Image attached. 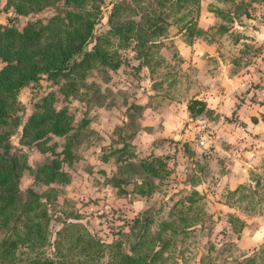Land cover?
<instances>
[{
	"label": "trees",
	"instance_id": "obj_1",
	"mask_svg": "<svg viewBox=\"0 0 264 264\" xmlns=\"http://www.w3.org/2000/svg\"><path fill=\"white\" fill-rule=\"evenodd\" d=\"M106 1L7 0L5 8L27 20L22 26L0 24V264H98L105 251L109 253L108 264H164L171 237L174 242L180 229L200 221L201 198H194L197 193L193 192L191 197L176 201L168 214L170 219L156 221L150 211L126 217L124 224L113 230L115 238L106 242L83 222L79 209L69 215L58 208L64 186L72 179L79 148L90 133L86 115L76 124L66 102L78 99L88 107L105 104L109 87L103 88V83H110L112 73L123 67L127 75L131 69L137 76L143 65L154 73L162 65L159 51L173 18L189 39L204 33L198 25L201 0H116L104 22L101 14ZM47 8L53 9L49 16H36ZM215 12L228 21L233 18L231 11L217 8ZM228 29L222 25L218 31ZM126 51L134 55L129 57ZM44 77L60 85L62 103L66 104L58 105L60 97L53 90L39 92ZM27 86L36 93L29 104H22L20 93ZM133 106L136 116L138 107ZM189 107L194 115L206 112L202 100H192ZM17 135L21 145L45 157L30 164L25 149L13 143ZM58 137L65 138L61 150L54 141ZM128 147L126 143L124 148ZM125 160V176L144 177L132 190L125 178L117 176L111 182L130 203L135 192L151 193L154 179L163 178L168 170L167 160L159 156L138 162ZM25 170L35 180L34 186L23 190ZM228 222L223 241L243 224L235 215H230ZM169 230L173 235L167 234ZM263 261L261 251L237 263Z\"/></svg>",
	"mask_w": 264,
	"mask_h": 264
},
{
	"label": "crops",
	"instance_id": "obj_2",
	"mask_svg": "<svg viewBox=\"0 0 264 264\" xmlns=\"http://www.w3.org/2000/svg\"><path fill=\"white\" fill-rule=\"evenodd\" d=\"M241 1L244 5H239ZM217 8L231 11L233 18L224 19L215 12ZM198 25L204 30L200 36L189 39L178 29L175 36L170 33L163 39L159 51L162 65L154 73L145 65L136 80L129 77L125 80L124 67L112 73L114 77L106 86L119 78L123 89H133L132 96L121 107L112 102L92 103L89 107L81 103V108H86L82 117L86 115L89 119V138L80 146L72 179L63 189L90 185L96 189L98 198L110 195L122 207L130 202L111 185L114 178H125L129 190L144 181L141 175L125 176L122 160L165 158L167 173L163 178L154 179L155 188L151 193L135 192L130 205L135 203L138 209L131 213L128 205L127 217L144 212L148 201L155 198H169V214L179 198L197 193L194 198H201L200 221L178 231L172 242L173 264H207L209 246L201 244L189 263L182 251L186 245L177 240L182 235L209 231L210 211L215 215L217 226L207 236L214 237L215 245L229 241L222 238L223 230L230 227V215L243 223L230 240L238 253L234 260L264 251V0H201ZM222 25L228 31L219 32ZM126 53L129 57L134 55ZM44 81L46 77L40 82ZM50 85L49 90L57 86L53 91L63 100L60 85ZM31 89L30 86L23 88L20 95ZM194 99L206 103L205 113H191L189 106ZM73 101L77 105L80 102L78 99L69 102ZM133 105L138 107L136 116ZM200 115H204V122ZM75 119L77 124L80 118ZM207 130L215 132L216 140L205 150L199 145L198 137ZM54 141L61 150L65 138ZM13 143L35 154L39 159L36 162L45 157L36 149L21 145L18 135ZM126 143L130 148H124ZM34 180L31 173L30 184L24 189L22 181L21 188L34 186ZM256 205L261 209L257 211ZM168 214L160 219L155 216L156 221L170 219ZM167 234L171 236L173 231ZM207 262L215 264V261Z\"/></svg>",
	"mask_w": 264,
	"mask_h": 264
},
{
	"label": "rangeland",
	"instance_id": "obj_3",
	"mask_svg": "<svg viewBox=\"0 0 264 264\" xmlns=\"http://www.w3.org/2000/svg\"><path fill=\"white\" fill-rule=\"evenodd\" d=\"M116 0H107L106 4L103 7V11L101 14V18L103 20H106L109 16V12L111 10V4ZM7 4V0H0V24L2 23H14L17 24L18 26H22L25 21L27 20V17L16 14L14 11L11 9L5 8ZM53 9L47 8L40 13H38L36 16L37 17H47L52 13ZM174 24L170 26V31L169 34L175 36V34L178 31V25L175 23V19L173 18ZM172 21V22H173ZM170 51V50H169ZM175 48L173 47L172 52L174 53ZM171 52V51H170ZM3 65L2 61L0 60V67ZM125 80L131 79V80H136L137 76L132 72V70H129V75L125 74ZM117 77V76H116ZM123 77V76H122ZM183 77V76H182ZM124 79V77H123ZM49 82V83H47ZM51 81H44L40 82L38 85V90L40 93H45L46 91H49V88L51 87ZM122 81L117 78L112 81L111 86H106L105 83H103V88L109 87V91L107 92L105 103L106 102H113V104L116 105V107H121V105L132 96L133 89H123L122 88ZM184 86L180 87L183 88ZM54 89H57V86H55ZM52 89V90H54ZM175 91V90H174ZM173 91V92H174ZM36 93L31 90H27L25 92H22L20 95L22 97V104H29L31 97ZM41 94V95H42ZM75 101V100H74ZM73 102H69V108L70 111L75 115L76 118H81L82 115L86 112V108H81L82 102H78V105ZM63 102L62 98L59 99L58 103L61 104ZM66 104V103H64ZM28 154V160L31 163H36L37 160H39L37 157H35V154L32 155V153H27ZM41 159V158H40ZM22 181H23V188L30 184L31 180V173L28 170H25L22 176ZM170 182H167L166 185H169ZM166 189H169L166 187ZM164 198H155L151 199L148 201L147 207L144 212L150 211L151 213L155 214V216L160 219V216H165L168 214V208L170 204L168 203L169 198L163 200ZM117 198H112V196L104 195L103 198H98L96 196V189L91 187L90 185L85 186H79L77 189H65L63 190L61 194V198H59V203H58V208L60 210L66 211L69 215L75 214L78 208H81L84 210V215L83 217V222L87 223L88 226L94 231L98 232L103 239L106 242H110L115 238V234L113 231H111V228H118L120 225L124 224V219H126L122 215V211L125 209L126 211L128 210L127 207L128 204H125L122 207H118L116 204ZM128 200V199H127ZM129 202V200H128ZM109 205L111 208L110 212H106L105 208L106 206ZM133 207V208H132ZM92 208V210H91ZM129 209L132 213L133 209H138L136 207V204L133 203L132 206H129ZM261 209V208H260ZM258 206L256 205V210H260ZM130 213V215H131ZM207 222V228H209V231H205L204 234L201 232L198 234H193V235H188V236H180V238L177 240L179 244H181L184 247L183 252L187 254V260L190 262L194 255L197 252V248L203 244L204 246H209V248L213 247L212 245H215L216 240L214 237L209 239L208 233L211 232V230L216 228L217 226V220L215 219V215L213 214L212 211H210ZM127 227V226H126ZM213 229V230H214ZM51 238L55 237L54 232H50L49 234ZM232 239V237L228 238ZM226 239V240H228ZM171 240L173 242V237H171ZM227 241L223 245H215L214 248L211 249V252L207 257L206 263L208 264L207 261H210L213 259L215 261V264H238L237 259L234 260V256H237L238 253L234 251L232 248L231 243ZM176 243V244H178ZM209 244V245H208ZM192 247V248H191ZM172 250L169 252L168 255V264H173V245H172ZM175 257L180 258L179 255H175ZM174 257V258H175ZM109 260V253L107 251L103 252V254L99 258V263L98 264H108ZM186 263V262H185ZM264 263V261H263Z\"/></svg>",
	"mask_w": 264,
	"mask_h": 264
},
{
	"label": "built area",
	"instance_id": "obj_4",
	"mask_svg": "<svg viewBox=\"0 0 264 264\" xmlns=\"http://www.w3.org/2000/svg\"><path fill=\"white\" fill-rule=\"evenodd\" d=\"M204 115H200V120L204 122ZM216 140V134L215 132H213V130H207L205 131L204 134L200 135L198 137V143L199 145L201 146V148L205 149V150H208L210 149L211 145H213L214 141ZM80 210V212L84 213V210L81 209V208H78ZM92 210V208H91ZM105 211L106 212H110L111 211V208L109 205L106 206L105 208ZM50 212H53V209L52 207L50 206ZM122 215L126 218L127 217V211L124 209L122 211ZM119 227L116 229V228H111L110 230L113 231V230H118Z\"/></svg>",
	"mask_w": 264,
	"mask_h": 264
}]
</instances>
